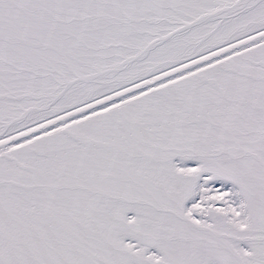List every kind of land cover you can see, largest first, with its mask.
Segmentation results:
<instances>
[{
	"label": "snow or ice",
	"instance_id": "snow-or-ice-1",
	"mask_svg": "<svg viewBox=\"0 0 264 264\" xmlns=\"http://www.w3.org/2000/svg\"><path fill=\"white\" fill-rule=\"evenodd\" d=\"M0 264H264V0H0Z\"/></svg>",
	"mask_w": 264,
	"mask_h": 264
}]
</instances>
